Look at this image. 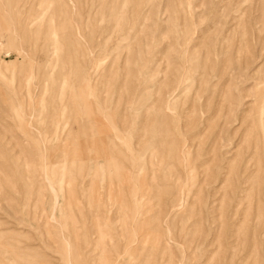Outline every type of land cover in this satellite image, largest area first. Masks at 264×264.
<instances>
[{"label": "rangeland", "instance_id": "374dc122", "mask_svg": "<svg viewBox=\"0 0 264 264\" xmlns=\"http://www.w3.org/2000/svg\"><path fill=\"white\" fill-rule=\"evenodd\" d=\"M0 264H264V0H0Z\"/></svg>", "mask_w": 264, "mask_h": 264}]
</instances>
